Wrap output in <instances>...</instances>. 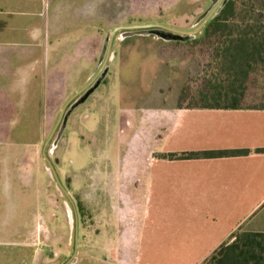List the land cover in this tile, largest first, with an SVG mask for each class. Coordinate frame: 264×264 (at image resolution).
<instances>
[{"label":"crops","instance_id":"crops-1","mask_svg":"<svg viewBox=\"0 0 264 264\" xmlns=\"http://www.w3.org/2000/svg\"><path fill=\"white\" fill-rule=\"evenodd\" d=\"M57 4L0 0V181L4 166L17 164L19 150L39 148L56 132L58 117L74 99L65 95L70 77L59 73L58 80ZM181 95L154 107L163 117L143 162L113 163L133 173L121 168L100 176L109 188L92 193L98 198L95 223L81 234L76 264H203L237 232L264 233V153H258L264 150V96L262 105L214 110L190 107ZM76 110L66 128L80 120L95 132L90 125L96 117ZM120 112L114 122L121 139L125 130L137 132L141 118L130 109ZM233 151L250 154L168 157Z\"/></svg>","mask_w":264,"mask_h":264},{"label":"rangeland","instance_id":"rangeland-1","mask_svg":"<svg viewBox=\"0 0 264 264\" xmlns=\"http://www.w3.org/2000/svg\"><path fill=\"white\" fill-rule=\"evenodd\" d=\"M56 1L57 73L58 80L63 78L59 73L70 77L67 99L85 89L101 70L108 68V74L87 103L76 110L77 115L92 113V119L96 117L90 123L95 132L81 127L78 120L65 129L56 148L53 143L59 129L51 140L52 134H46L39 148L19 150L16 165L4 166L5 178L0 181V264H67L75 254V222L71 226L67 212L72 205L49 171L45 148L78 214V248L71 262L76 264L81 234L95 223L98 198L94 190L105 185L100 176L108 173L112 177L121 168L126 175L131 173L129 165L113 163L119 158L124 163L143 162L151 145V131L159 129L163 117L154 107L170 103L173 96L176 99L182 93L187 96L186 104H196L210 78L202 57L211 41L175 44L152 35L125 37L122 30L114 38L104 68L103 49L108 35L119 27L160 25L196 31L200 26L197 20L211 8V0ZM86 21L89 28L84 26ZM202 33L203 29L196 37ZM263 96L264 71L259 70L251 77L243 105H262L259 100L263 101ZM103 105L109 113L105 107L102 110ZM121 109L135 111L141 125L136 133L133 127L131 132L125 130L120 139L114 121L119 120ZM20 138L15 134V141Z\"/></svg>","mask_w":264,"mask_h":264},{"label":"trees","instance_id":"trees-1","mask_svg":"<svg viewBox=\"0 0 264 264\" xmlns=\"http://www.w3.org/2000/svg\"><path fill=\"white\" fill-rule=\"evenodd\" d=\"M161 40V39H160ZM211 41L202 58L210 78L199 93L194 108L240 110L246 100L252 75L264 71V0H227L203 28V33L185 42ZM163 41V40H162ZM182 93L180 102H186ZM258 153H264L259 150ZM250 151L169 155V158L230 157ZM203 264H264V233L234 234V241L221 245Z\"/></svg>","mask_w":264,"mask_h":264},{"label":"water","instance_id":"water-1","mask_svg":"<svg viewBox=\"0 0 264 264\" xmlns=\"http://www.w3.org/2000/svg\"><path fill=\"white\" fill-rule=\"evenodd\" d=\"M227 0H211L212 6L209 10H207L198 20L197 24H200L199 28L196 31L193 32H185V31H179L176 29L168 28V27H163L160 25H145V26H133V27H119L116 28L113 32H111L108 35V41L104 46L103 49V55L105 54L106 58L103 63V68L105 67L106 63L108 62V57L111 54L112 51V46H113V41L116 36V34L119 31H125L124 36L125 37H131V36H155L158 39H161L165 42H185L188 39H193L196 37L198 33L206 26V24L210 21V19L216 14V12L224 5V3ZM108 74V68L105 69L104 72L102 70L100 73L92 80V82L81 92H79L74 99L68 103V105L63 109L61 116L58 121V125L56 128V131L59 129L58 135L56 140L53 143L54 148H56L59 140L61 139L66 126L69 117L71 114L80 106L84 105L86 101L90 98L92 94L95 93V91L101 86L104 78ZM69 107V108H68ZM55 132L52 134L50 140L52 139L53 135ZM50 140L47 142V144L50 142ZM46 144V146H47ZM44 158L47 162V165L49 167V171L56 181L57 185L59 188L63 191V193L66 195L68 200L70 201L72 205V210L67 207V212H68V217L70 219V224L73 226V221L75 222V254L77 252L78 248V214L76 211V207L74 205V202L70 198L68 192L66 189L63 187L61 184L59 177L57 175V172L55 170V167L51 160L49 159L48 155L46 154V148L44 150ZM75 254L72 257V260L75 259ZM72 260H70L67 264H71Z\"/></svg>","mask_w":264,"mask_h":264}]
</instances>
